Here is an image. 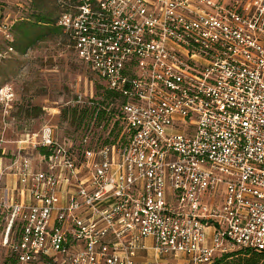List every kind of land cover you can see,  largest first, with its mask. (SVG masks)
<instances>
[{
  "label": "built area",
  "instance_id": "2783aa9c",
  "mask_svg": "<svg viewBox=\"0 0 264 264\" xmlns=\"http://www.w3.org/2000/svg\"><path fill=\"white\" fill-rule=\"evenodd\" d=\"M57 7L56 25L111 97L75 96L76 136L45 125L0 161L2 246L16 264L264 252V0Z\"/></svg>",
  "mask_w": 264,
  "mask_h": 264
},
{
  "label": "rangeland",
  "instance_id": "374dc122",
  "mask_svg": "<svg viewBox=\"0 0 264 264\" xmlns=\"http://www.w3.org/2000/svg\"><path fill=\"white\" fill-rule=\"evenodd\" d=\"M58 12L57 0H0V89H10L13 94L10 103L0 100L3 165L16 152V142L21 136L37 132L42 126L54 127L61 138L76 136L80 129L63 118V111L72 106L77 95H82L83 100L91 93L96 99L102 98L99 80L76 58L62 31H51L57 28ZM38 18L50 23L47 27L50 33L32 45H24L25 42L21 45L23 31H18L17 26L25 21L31 24L28 22ZM36 28L35 35H40L42 27ZM99 135L106 137L105 132ZM2 179L4 182L5 177ZM2 221L0 264H11L7 249L2 246Z\"/></svg>",
  "mask_w": 264,
  "mask_h": 264
},
{
  "label": "trees",
  "instance_id": "16d2710c",
  "mask_svg": "<svg viewBox=\"0 0 264 264\" xmlns=\"http://www.w3.org/2000/svg\"><path fill=\"white\" fill-rule=\"evenodd\" d=\"M59 13V12H58ZM28 21V20H27ZM31 24H27L26 21L19 26H17L18 31H23L21 32V45H32L35 41L38 39H41L43 35H46L50 33L47 27H49L50 23L47 22L45 18H38L37 20L33 22H28ZM37 25L41 26L42 28H39L40 35H35L37 34ZM57 26V25H56ZM56 29V30H55ZM52 28V32L59 33L61 30L58 26L57 28ZM42 31V32H41ZM42 33V35H41ZM17 49H21V47H18ZM99 89L103 91L104 85L102 84L101 80H99ZM101 95V94H100ZM101 97L104 98V100H108L111 96L107 93H104ZM98 117L101 116L100 112H98ZM85 117V112H81L78 114L75 110L71 109H66L63 111V118L69 119L71 124L73 125L74 123L81 124L82 121L84 120ZM4 154L3 152L1 153L0 150V161L3 159ZM4 214H0V219H2V225H1V230L2 226L4 224ZM7 252V251H6ZM8 259L11 262V264H16V260L14 257L7 252ZM213 264H264V252H258V251H252V250H237L231 253H227L222 255L221 257L217 258Z\"/></svg>",
  "mask_w": 264,
  "mask_h": 264
}]
</instances>
